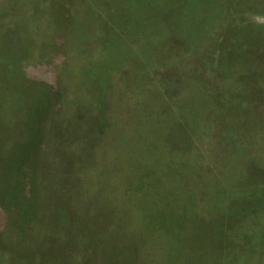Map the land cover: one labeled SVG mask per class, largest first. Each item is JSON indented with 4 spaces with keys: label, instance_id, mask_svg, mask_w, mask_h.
I'll use <instances>...</instances> for the list:
<instances>
[{
    "label": "rangeland",
    "instance_id": "obj_1",
    "mask_svg": "<svg viewBox=\"0 0 264 264\" xmlns=\"http://www.w3.org/2000/svg\"><path fill=\"white\" fill-rule=\"evenodd\" d=\"M0 264H264V0H0Z\"/></svg>",
    "mask_w": 264,
    "mask_h": 264
}]
</instances>
